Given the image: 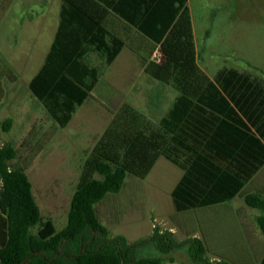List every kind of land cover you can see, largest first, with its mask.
<instances>
[{
	"label": "trees",
	"instance_id": "1",
	"mask_svg": "<svg viewBox=\"0 0 264 264\" xmlns=\"http://www.w3.org/2000/svg\"><path fill=\"white\" fill-rule=\"evenodd\" d=\"M61 2L54 41L29 84L59 127L69 125L125 47L152 80L178 94L167 112L156 107L153 117L128 103L120 107L86 157L67 226L59 232L43 219L25 170L12 167L16 150L0 147V264H23L32 254L26 264H166L175 263L171 255L180 250L186 251L189 264H256L245 255L230 261L214 254L218 260H212L203 239L179 243L172 231L158 227L149 239L135 243L123 236L110 238L96 214V205L108 194L120 193L128 175L146 178L161 157L183 171L172 192L177 213L230 203L264 165V133L256 125L253 131L243 118L236 93L228 89V75L226 81L225 73L212 80L199 66L189 0ZM113 17L141 36L144 46L115 34ZM156 49L160 61L151 60ZM91 54L103 59V68L90 64ZM10 124L8 120L6 126ZM243 199L259 212L256 226L264 237V193H245ZM141 248L149 252L137 254ZM259 264H264V254Z\"/></svg>",
	"mask_w": 264,
	"mask_h": 264
},
{
	"label": "rangeland",
	"instance_id": "2",
	"mask_svg": "<svg viewBox=\"0 0 264 264\" xmlns=\"http://www.w3.org/2000/svg\"><path fill=\"white\" fill-rule=\"evenodd\" d=\"M61 3L0 0V147L11 145L16 150L12 167L25 170L43 219L51 220L58 232L67 226L86 157L120 107L128 103L153 117L156 107L166 111L178 94L171 86L152 81L139 59L126 50L111 68L104 70L92 97L78 108L69 125L59 127L33 96L29 84L54 41ZM188 7L198 63L205 73L215 80L220 73L236 71L258 76L264 82V0H189ZM110 26L133 46H144L141 36L114 17ZM160 58L156 49L151 60ZM89 62L98 68L104 65L98 54H91ZM8 120L10 126H6ZM182 176L183 171L163 157L146 178L128 175L120 193L108 194L95 207L109 237L123 236L135 243L149 239L155 227L172 231L179 243L201 236L199 223L206 212L177 213L174 208L172 192ZM243 194L238 199L241 208ZM247 213L254 219L255 252L245 256L259 264L264 254V237L256 226L259 212L248 209ZM212 225L229 224L218 217ZM37 230L35 227L32 232ZM148 252L141 248L137 254ZM185 252L171 255L175 263L189 264ZM208 257L218 260L214 254ZM222 257L239 261L244 256Z\"/></svg>",
	"mask_w": 264,
	"mask_h": 264
},
{
	"label": "crops",
	"instance_id": "3",
	"mask_svg": "<svg viewBox=\"0 0 264 264\" xmlns=\"http://www.w3.org/2000/svg\"><path fill=\"white\" fill-rule=\"evenodd\" d=\"M58 26H59V22H58ZM126 50L133 57L136 56V54L133 53L129 48L125 47L118 55L116 60L106 69L111 68L117 62V60L123 55V53H125ZM208 76L210 77V75ZM225 76L229 77L227 78L228 83L231 82V84L228 85L229 86L228 89L231 92L236 93L234 94L235 98L240 101L239 108L241 109L240 112L243 115V118L246 121H248L251 125H253L252 126L253 131H255L256 127L254 126L256 125L260 127L261 131H263L264 133V82L259 80L258 76H252L251 74L245 75L244 77L246 78L239 79L237 77L235 78L233 74L225 72L223 80ZM102 77L103 74L100 80L102 79ZM210 79L214 80L212 77H210ZM224 81H226V79ZM99 82L97 83L94 90L97 88ZM235 84L237 85L234 86ZM172 103L167 108L166 112L170 109ZM155 112L156 109L153 112V114ZM244 191H248L250 193H259V192L264 193V165L250 179V181H248V183L244 188ZM240 198L241 196H237L230 203L200 209V211L206 213H203L204 214L202 215L203 219H201L200 221L201 223H199L201 236L199 235L197 238L204 240L206 247L209 250H211L209 254H221V255H232V256L254 254L255 252L254 219L252 218L253 216L250 218L247 213V210L251 208L246 206L244 202H243L244 203L243 208H241L240 204H238V199ZM252 211L254 210L252 209ZM218 217L222 219L223 223L226 224L228 223L229 225L222 227L220 226L217 227L215 225H212V223ZM166 264H177V263H166Z\"/></svg>",
	"mask_w": 264,
	"mask_h": 264
},
{
	"label": "water",
	"instance_id": "4",
	"mask_svg": "<svg viewBox=\"0 0 264 264\" xmlns=\"http://www.w3.org/2000/svg\"><path fill=\"white\" fill-rule=\"evenodd\" d=\"M59 251L61 252L62 249H60ZM32 256H33V254H32ZM32 256H30L23 264H26Z\"/></svg>",
	"mask_w": 264,
	"mask_h": 264
},
{
	"label": "built area",
	"instance_id": "5",
	"mask_svg": "<svg viewBox=\"0 0 264 264\" xmlns=\"http://www.w3.org/2000/svg\"><path fill=\"white\" fill-rule=\"evenodd\" d=\"M158 61H160V59Z\"/></svg>",
	"mask_w": 264,
	"mask_h": 264
}]
</instances>
